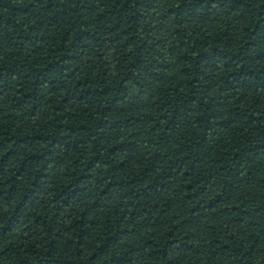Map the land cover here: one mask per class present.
<instances>
[{"label":"trees","instance_id":"trees-1","mask_svg":"<svg viewBox=\"0 0 264 264\" xmlns=\"http://www.w3.org/2000/svg\"><path fill=\"white\" fill-rule=\"evenodd\" d=\"M0 264H264V0H0Z\"/></svg>","mask_w":264,"mask_h":264}]
</instances>
